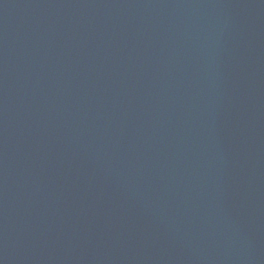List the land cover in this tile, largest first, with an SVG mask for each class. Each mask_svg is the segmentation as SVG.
<instances>
[{
    "label": "water",
    "instance_id": "95a60500",
    "mask_svg": "<svg viewBox=\"0 0 264 264\" xmlns=\"http://www.w3.org/2000/svg\"><path fill=\"white\" fill-rule=\"evenodd\" d=\"M0 264H264V0H0Z\"/></svg>",
    "mask_w": 264,
    "mask_h": 264
}]
</instances>
